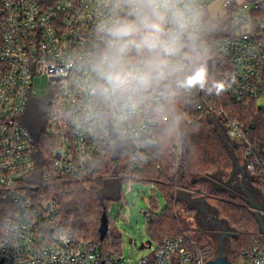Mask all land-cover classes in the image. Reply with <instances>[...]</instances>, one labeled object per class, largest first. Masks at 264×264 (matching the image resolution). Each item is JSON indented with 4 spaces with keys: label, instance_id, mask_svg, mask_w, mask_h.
<instances>
[{
    "label": "built area",
    "instance_id": "built-area-1",
    "mask_svg": "<svg viewBox=\"0 0 264 264\" xmlns=\"http://www.w3.org/2000/svg\"><path fill=\"white\" fill-rule=\"evenodd\" d=\"M202 2L204 37L221 23L214 21H223L215 38L223 66L211 65L208 71L203 62V87L173 84L154 93L136 115L124 117L89 87L96 28L109 14L107 0H0V203L9 207L0 264H205L211 258L209 248L186 231L150 244L144 240L149 252L135 261L117 255L119 241L116 251L104 256L99 244L59 223L56 195L57 186L100 178L120 179L122 198L123 184L131 193L134 181L155 187L159 181L148 171L161 166L154 160L158 126L170 118L167 108L175 94L195 91L200 92L196 108L237 157L236 170L253 184H264V126L261 131L258 126L264 122V0ZM35 79L40 85L45 81L50 91L46 132L52 152L41 166L36 163L37 140L19 121L27 97L36 94ZM217 84L224 85L223 91ZM249 111L254 115L245 116ZM117 138L129 140L130 149L114 142ZM170 149L176 170L182 153L178 138ZM152 210L144 212L145 222ZM260 212L264 216V202ZM113 222L108 218L109 227ZM129 243L139 250L134 237ZM263 256L261 237L236 260L229 255L233 264H262Z\"/></svg>",
    "mask_w": 264,
    "mask_h": 264
},
{
    "label": "trees",
    "instance_id": "trees-1",
    "mask_svg": "<svg viewBox=\"0 0 264 264\" xmlns=\"http://www.w3.org/2000/svg\"><path fill=\"white\" fill-rule=\"evenodd\" d=\"M213 22V21H209ZM220 22V21H214ZM214 31L210 28L204 37V45L208 41L213 43V50L203 48L199 63L211 60L212 68L219 56L215 49ZM200 92L193 94L178 92L169 100L167 111L170 118L160 122L158 126V159L159 169H150V175L157 177L158 188L165 198V207L160 208L152 199L150 203L153 210L146 221L147 237L162 241L185 231L182 226L177 209L181 208V201L174 194L175 186H186L198 193H204L205 198L213 199L218 214L225 218L235 233L231 237V254L236 260L242 249L248 247L261 235L258 224L252 212L244 206L239 194H230L211 186L203 176L214 175L221 170L226 174L232 167L230 154L224 146L218 132L208 120L205 112L196 108V100ZM254 115L252 111L245 116ZM264 128V127H263ZM44 133V134H43ZM177 134L181 136L182 153L174 170L175 157L170 147L174 145ZM45 138L43 142L39 138ZM38 153L36 163L41 166L43 159L48 160L52 152V143L45 132L37 134ZM120 179L100 178L86 182L85 184H67L57 186L58 210L57 219L61 225L70 228L74 235L84 239H90L99 244L104 256H109L116 251L120 234L110 225L106 235L99 239V222L103 211H106L110 200L120 199L122 192L119 188ZM261 186V182H258ZM9 212L5 203H0V236L3 231V223ZM200 240L197 239L196 242ZM204 239L202 247H208ZM201 244V243H200Z\"/></svg>",
    "mask_w": 264,
    "mask_h": 264
},
{
    "label": "clouds",
    "instance_id": "clouds-1",
    "mask_svg": "<svg viewBox=\"0 0 264 264\" xmlns=\"http://www.w3.org/2000/svg\"><path fill=\"white\" fill-rule=\"evenodd\" d=\"M89 70L94 95L136 115L154 93L204 86L199 63L207 28L202 0H107ZM218 92L224 85H216Z\"/></svg>",
    "mask_w": 264,
    "mask_h": 264
},
{
    "label": "rangeland",
    "instance_id": "rangeland-1",
    "mask_svg": "<svg viewBox=\"0 0 264 264\" xmlns=\"http://www.w3.org/2000/svg\"><path fill=\"white\" fill-rule=\"evenodd\" d=\"M220 22L221 23L216 26V29L213 30L215 36L219 35L221 27L223 26V21ZM204 48L210 51L213 50L214 49L213 43L211 41H208L206 45H204ZM214 66L215 68L222 67L223 66L222 60L218 58ZM45 88H46L45 81H42V84L40 85L38 79H35L33 89H36V94H31L27 97L25 108L23 112L19 115L20 123L23 126H25L35 138H37V134L39 133L38 131L45 132V129L47 127L48 117H47L46 101L48 99V96L50 95V91H47V89ZM212 125L214 126V123H212ZM258 126L261 131V127L264 126V122L259 120ZM177 138L178 140L181 141L180 134H177L176 140ZM44 140L45 138H43V136L39 138V141L42 142L43 145H45L46 143L48 145V142H43ZM114 142L117 143L122 142L126 147H129V149L131 147L129 140H126L124 138H117ZM175 163H176V159H175ZM231 169L226 174L223 173V175H221L220 173L221 171L219 170L214 175L216 177L220 176L227 179L229 176L228 173H230ZM237 174L239 175V177L241 176L240 172L238 171ZM242 177L245 178L244 175ZM121 184L122 182L119 183L120 189H121ZM255 184L257 185L258 183L256 182ZM177 186H175V190ZM132 187H133V192L131 193L127 189L128 187L126 186V184L122 185V191L126 192L124 197L123 198L121 197L120 199L118 198V199L110 200L107 204L106 215L108 218L114 219V222L111 227L113 230H116L120 234L119 236L120 252H118L117 255L121 256L126 260H128L129 255H131V260L135 261L141 255L147 254L149 252V249L143 248L139 250H134L131 244L129 243V238L134 237L136 239V247H138L142 241L147 239V228L144 218V212L152 208V205L150 203V200L152 199H154L157 202L160 208H164L165 198L157 185L155 187H152L150 184L143 183L141 181H134L132 183ZM260 188L264 189L263 183H261ZM182 195L183 196L181 197H185L184 199L187 198L185 193H182ZM204 202L208 206H214L213 199L206 198ZM190 207H192L190 206V203L189 206L184 207V209L179 207V209H177V214L180 217L182 226L186 229L185 231L188 232V234L191 237H193L196 241L198 239L200 240L199 241L200 243H203L205 237L201 232H199L195 228L196 226L193 221L194 208L193 207L190 208ZM230 248H231V242L229 243V241H224L223 254L227 252L229 254V252L231 251ZM216 251L214 250L213 255L216 253Z\"/></svg>",
    "mask_w": 264,
    "mask_h": 264
},
{
    "label": "flooded vegetation",
    "instance_id": "flooded-vegetation-1",
    "mask_svg": "<svg viewBox=\"0 0 264 264\" xmlns=\"http://www.w3.org/2000/svg\"><path fill=\"white\" fill-rule=\"evenodd\" d=\"M228 174L229 176L227 179L220 176L216 178L227 183L232 189H234V194H239V198L242 200L241 203L246 206L253 214L254 208L252 202L258 204L259 206H262L264 202L261 189L256 185L255 187H252L249 184L247 178L239 177V175L235 171H231ZM246 196H249L252 202H250V200ZM188 202L190 203V206L194 208L193 221L196 226L195 228L199 232H201L205 237V240L210 243L209 245L211 247L209 248V250L211 249L210 253L212 255L214 250L216 251L220 245L223 248L224 241H229V243L231 242L233 229L229 225L227 220L218 214L215 206H208L200 198H195ZM261 217L264 223V216ZM202 244L203 243H201L200 245ZM230 249L232 250V248ZM230 253L231 251L229 252V254L228 252L224 254L229 256Z\"/></svg>",
    "mask_w": 264,
    "mask_h": 264
},
{
    "label": "water",
    "instance_id": "water-1",
    "mask_svg": "<svg viewBox=\"0 0 264 264\" xmlns=\"http://www.w3.org/2000/svg\"><path fill=\"white\" fill-rule=\"evenodd\" d=\"M207 64H208L207 70L210 71V69H211V60L210 59L207 60ZM47 104H49V101H47ZM48 133L50 134V132H48ZM115 135H116V133L114 131H112V136H115ZM180 143H181V141H180ZM225 147H226V145H225ZM226 149H227V147H226ZM229 154H230V158L232 160V169H231V171H235L237 173L236 166H235L236 163H237V157L233 153H229ZM220 173H221V175H223L222 171ZM241 177H242V170H241ZM203 178L206 181H208L211 184V186L214 187L217 190L225 191V192L230 193V194L234 193V189H232L227 183L217 179L215 175L203 176ZM248 182H249V184L252 187H255V185L251 182L250 179H249ZM199 197L203 201H205V199H206L205 198V194H202V193H200ZM246 197H248L250 202H252V200H251V198L249 196H246ZM252 204H253V208H254L253 214H254V217H255V219L257 221L258 229H259L261 238H262L263 243H264V223H263V220H262V217H261L262 215H261V212H260V206L258 204L253 203V202H252ZM108 229H109L108 217L106 215V211H103L101 216H100V222H99V227H98L99 239L100 240H102L104 238V236L106 235ZM234 233H235V231L233 229V234ZM145 241L148 244H150L151 239L147 237V239ZM143 247H144V242L142 241L140 243V245L138 246V248L142 249ZM205 264H233V262H232V260L230 259L229 256H226V255L223 254V248L220 245L218 250L216 251V253L213 256H211V258L208 259L205 262ZM262 264H264V256H263V263Z\"/></svg>",
    "mask_w": 264,
    "mask_h": 264
},
{
    "label": "crops",
    "instance_id": "crops-1",
    "mask_svg": "<svg viewBox=\"0 0 264 264\" xmlns=\"http://www.w3.org/2000/svg\"><path fill=\"white\" fill-rule=\"evenodd\" d=\"M182 193L186 194V196H187L186 199H184L185 197H181V196H183ZM174 194L181 201V203H182L181 208H183V209H184V207L189 206L188 201L195 199V198H200L199 197L200 193L193 191V190L187 188L186 186H177ZM190 208H192V207H190Z\"/></svg>",
    "mask_w": 264,
    "mask_h": 264
}]
</instances>
